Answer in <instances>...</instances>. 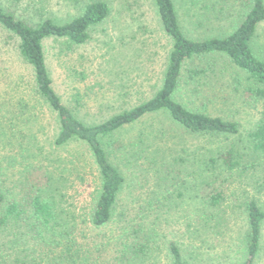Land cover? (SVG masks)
Here are the masks:
<instances>
[{
    "label": "rangeland",
    "instance_id": "1",
    "mask_svg": "<svg viewBox=\"0 0 264 264\" xmlns=\"http://www.w3.org/2000/svg\"><path fill=\"white\" fill-rule=\"evenodd\" d=\"M89 1L0 0V5L35 20L49 16L66 22ZM107 1L111 14L91 28L86 43L50 39L45 44L54 88L87 123L153 97L172 47L155 0ZM174 1L191 38L221 37L250 6V0ZM254 48L264 56V23ZM255 87L225 55L188 61L176 99L236 120L239 133H192L165 111L124 127L107 150L125 183L113 220L97 228L90 215L101 178L91 151L80 141L54 144L57 115L36 95L33 70L19 53L18 39L0 27V192L6 204L17 203L22 211L0 225V264H172L171 242L190 264L242 261L247 204L255 200L264 209V158L253 154L249 137L264 110V98L251 91ZM229 150L242 155L234 170L222 163L221 154ZM254 160L260 164H251ZM48 177L59 188L56 205L70 235L50 237L34 214L31 196ZM219 190L224 199L215 207L211 197ZM217 210L226 212L225 224L206 227L199 214ZM140 243L144 252L134 253ZM257 264H264V249Z\"/></svg>",
    "mask_w": 264,
    "mask_h": 264
},
{
    "label": "trees",
    "instance_id": "2",
    "mask_svg": "<svg viewBox=\"0 0 264 264\" xmlns=\"http://www.w3.org/2000/svg\"><path fill=\"white\" fill-rule=\"evenodd\" d=\"M155 4L163 28L172 39L160 89L153 97L134 107L95 123H87L78 117L54 88L47 64L45 44L50 39L64 40L70 45L86 43L91 37V28L103 23L110 16L109 2L90 0L78 16L66 22H59L49 16L35 20L0 5V27L18 39L19 53L33 70L36 95L57 115L58 133L54 144L62 147L71 142L80 141L84 142L91 151L101 178L90 215V222L97 228L106 226L113 220L114 209L125 183L124 176L111 161V153L109 154L107 150L108 146L112 145V137L124 127L148 114L165 111L171 115L174 122L192 133L209 135L239 133L240 126L236 120L188 108L176 99L180 80L188 61L210 53L225 55L256 84L251 91L264 98V56L256 52L254 48L259 27L264 23V0H250L248 12L230 32L221 37L206 38H191L185 34L174 0H155ZM201 73L205 74L206 70ZM249 137L253 154L258 158H264V110ZM221 156L222 163L227 169L234 170L240 167L241 162L237 159L242 158L240 153L229 150ZM217 161V159H211L212 164ZM251 164L257 165L260 161L254 160ZM262 166L264 170V161ZM245 168L248 166L244 165ZM58 189L53 178L48 177L46 184H40L34 196L30 194L34 214L41 222L44 232L50 237L55 234L70 235L71 231L68 221L63 219L62 212L56 205ZM211 198V204L218 207L224 199L223 190L217 191V195ZM246 209L247 229L243 234L244 259L235 263L257 264L264 249V209L255 200H251ZM21 213L18 204H6L5 195L0 192V225L6 224L12 215ZM225 213L224 210L203 211L199 214V218L206 223V227L220 228L225 224ZM211 220H215V223L211 224ZM143 250L144 245L140 243L133 251L136 253ZM170 251L172 264H190L185 260L182 249L176 243H170Z\"/></svg>",
    "mask_w": 264,
    "mask_h": 264
}]
</instances>
